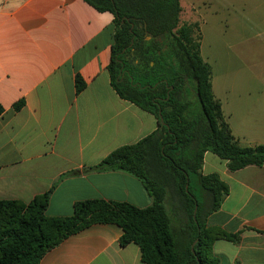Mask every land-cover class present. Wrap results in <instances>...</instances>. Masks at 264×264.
Listing matches in <instances>:
<instances>
[{"label": "crops", "instance_id": "1", "mask_svg": "<svg viewBox=\"0 0 264 264\" xmlns=\"http://www.w3.org/2000/svg\"><path fill=\"white\" fill-rule=\"evenodd\" d=\"M196 1L180 0L179 24L197 25L223 120L239 145H264V0H211L212 17L201 23ZM204 27L211 38L202 36ZM114 30L113 15L84 0H0V201L28 204L50 191L51 217H68L75 203L90 199L152 204L132 175L93 169L158 128L153 114L111 86ZM77 76L84 83L80 92ZM201 173H216L229 189L205 220L208 228L237 235L213 241L219 264H264V166L231 172L226 161L205 152ZM121 234L115 224H92L63 239L39 264H144L136 244H119Z\"/></svg>", "mask_w": 264, "mask_h": 264}, {"label": "trees", "instance_id": "2", "mask_svg": "<svg viewBox=\"0 0 264 264\" xmlns=\"http://www.w3.org/2000/svg\"><path fill=\"white\" fill-rule=\"evenodd\" d=\"M84 1L113 15L111 86L158 121L153 133L113 150L93 169L132 175L152 204L138 208L90 199L75 203L68 217H51L46 215L50 191L28 204L1 200L0 264H39L63 239L92 224L119 226V244H136L144 264H219L213 241H235L237 235L205 224L229 189L216 173H201L204 154L213 153L234 172L264 166V145H239L224 122L210 67L199 53L197 25L179 24L180 0ZM190 81L197 107L188 99ZM83 88L77 76L76 92ZM196 185L203 199L196 196Z\"/></svg>", "mask_w": 264, "mask_h": 264}, {"label": "rangeland", "instance_id": "3", "mask_svg": "<svg viewBox=\"0 0 264 264\" xmlns=\"http://www.w3.org/2000/svg\"><path fill=\"white\" fill-rule=\"evenodd\" d=\"M210 3H211V0H197L196 1V5L198 6V8H196V12H197V14H196V17L198 18V19H200V17H201V19H200V23H201V21L203 20V19H205L206 17H208V19H209V17H212V15H211V11H212V9L210 8V10H209V7H210ZM261 13L262 14H264V8H261ZM200 16V17H199ZM222 18H223V12L220 10V9H218L217 10V16H216V20H217V22H218V33H219V35H222V33H221V31H222V29H223V26H221V20H222ZM208 28H206V27H204V28H202V36H208L209 38H211L210 37V31H208L207 30ZM200 33H201V29H200ZM195 34L197 35V32L195 31ZM215 35V34H214ZM218 48H217V50H216V52H215V55H216V57H217V62H218V65H216V69L217 68H219L220 69V42H221V39L220 38H218ZM203 44H204V47H203V53L204 54H206V42H205V39H204V41H203ZM216 74H215V83L217 84V87H218V90L220 91V86H221V79H220V70H219V72L217 73V72H215ZM191 88L189 89L190 91H189V96H188V99L192 102V104H193V106L194 107H197L198 106V101H197V98H196V96L194 95V93L192 92V88L194 87V83L192 82V81H190V85H189ZM219 97V96H218ZM220 98V97H219ZM197 189L195 190V194H196V196L198 197V199H203V195H202V193H201V191H200V189L197 187V185L195 186ZM173 223H174V225L175 226H177V223L176 222H174L173 221Z\"/></svg>", "mask_w": 264, "mask_h": 264}, {"label": "water", "instance_id": "4", "mask_svg": "<svg viewBox=\"0 0 264 264\" xmlns=\"http://www.w3.org/2000/svg\"><path fill=\"white\" fill-rule=\"evenodd\" d=\"M149 38V37H148ZM195 211H196V206H195V210H194V213H195ZM193 246V245H192Z\"/></svg>", "mask_w": 264, "mask_h": 264}]
</instances>
